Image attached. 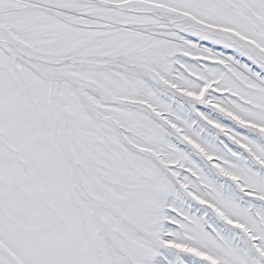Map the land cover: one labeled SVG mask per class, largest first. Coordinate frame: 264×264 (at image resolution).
<instances>
[{
	"label": "snow or ice",
	"instance_id": "obj_1",
	"mask_svg": "<svg viewBox=\"0 0 264 264\" xmlns=\"http://www.w3.org/2000/svg\"><path fill=\"white\" fill-rule=\"evenodd\" d=\"M0 264H264V0H0Z\"/></svg>",
	"mask_w": 264,
	"mask_h": 264
}]
</instances>
